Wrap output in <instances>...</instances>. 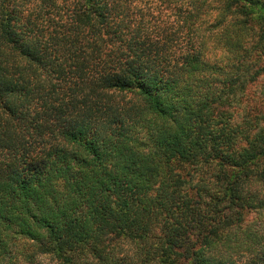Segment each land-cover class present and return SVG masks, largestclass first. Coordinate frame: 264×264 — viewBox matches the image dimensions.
<instances>
[{
    "label": "trees",
    "instance_id": "trees-1",
    "mask_svg": "<svg viewBox=\"0 0 264 264\" xmlns=\"http://www.w3.org/2000/svg\"><path fill=\"white\" fill-rule=\"evenodd\" d=\"M183 1L168 25L131 0H0V264L20 238L58 264H264L247 217L264 211V112L244 99L264 0H217L259 30L223 66L206 0Z\"/></svg>",
    "mask_w": 264,
    "mask_h": 264
},
{
    "label": "rangeland",
    "instance_id": "rangeland-1",
    "mask_svg": "<svg viewBox=\"0 0 264 264\" xmlns=\"http://www.w3.org/2000/svg\"><path fill=\"white\" fill-rule=\"evenodd\" d=\"M133 11L137 16L142 15L144 20L148 22L155 23V24H163L166 23L168 25H174L177 23L179 19L175 12L176 6L186 5L185 1L183 0H131ZM221 1V0H220ZM206 7L203 9L205 12L201 15V28L204 29V38L205 40L208 39V42L205 44V52L214 58L217 61V64L223 66L227 64L229 61L230 63L236 62V56L239 53H244V50L251 49L253 46V40L256 37L254 34H258V26L257 24L254 25L255 31L248 30L245 32L241 28V23H237L241 20V15H233L230 13H226L225 17L219 16V11L216 9L218 6L217 0H206ZM219 16V18H216ZM237 17V20H235ZM245 19V18H244ZM227 20L231 21V33L224 41L216 40V36L218 33L224 30L223 21L227 22ZM219 21L221 23H219ZM234 21V22H232ZM230 23V22H229ZM247 25L243 24L242 26ZM255 32V33H254ZM255 36V37H254ZM230 38V39H229ZM239 40L238 47L232 49L230 44L232 41ZM215 40V41H213ZM227 41H229L227 43ZM217 43V44H216ZM257 49V50H256ZM260 48L252 49V55L249 57V62H256L254 64L255 68L258 66L260 62L263 61V58H258ZM247 98V102L250 103L252 106H259L264 112V72L261 76L247 84V90L244 92V99ZM243 99V102H244ZM239 117L243 116V110H238ZM247 217L249 220L254 221L255 226L264 230V211L263 210H250L247 212ZM253 225V224H252ZM16 247L19 250V256L15 259L17 264H58L57 260L52 257L50 254L46 253H39L36 252L31 242L26 239H16ZM28 257V258H26Z\"/></svg>",
    "mask_w": 264,
    "mask_h": 264
}]
</instances>
